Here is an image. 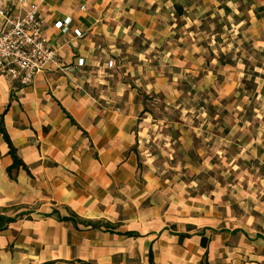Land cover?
<instances>
[{"label": "crops", "instance_id": "crops-1", "mask_svg": "<svg viewBox=\"0 0 264 264\" xmlns=\"http://www.w3.org/2000/svg\"><path fill=\"white\" fill-rule=\"evenodd\" d=\"M168 2L0 0L21 14L39 3L44 32L61 60L85 62L73 76L46 71L22 88L0 76V121L29 170L9 178L12 160L0 134V207L26 213L0 230V264H264V225L243 214L231 184L193 196L190 184L165 180L150 161L139 160L141 106L130 82L148 81V90L172 102L176 89L163 77V58L150 67L138 57L140 69L126 59L135 39L153 38L151 21L164 5L171 6L168 24L163 14L157 17L164 29L176 28L177 19L189 27L190 14L216 10L217 2L232 11L246 7L264 31V0ZM177 3L187 18L174 14ZM63 18L71 19L67 33L54 28ZM169 34L159 33L151 44L158 47ZM109 59L113 68L106 66ZM172 60L195 75L197 67ZM53 211L107 227L62 222Z\"/></svg>", "mask_w": 264, "mask_h": 264}, {"label": "rangeland", "instance_id": "rangeland-1", "mask_svg": "<svg viewBox=\"0 0 264 264\" xmlns=\"http://www.w3.org/2000/svg\"><path fill=\"white\" fill-rule=\"evenodd\" d=\"M216 4V10L190 14L189 27L177 19V27L170 30L157 18L163 14L168 24L171 6L164 5L151 21L150 34L153 41L159 33L170 34L156 42L158 47L140 36L127 52L132 68H141L138 57L146 58L150 67H157L163 58V77L176 89L172 102L148 90L143 83L148 81L130 82L143 125L137 151L139 160L150 161L165 180L190 184L193 196L228 188L242 203L243 214L264 225V36L260 35L264 31L255 28L246 7L232 11L231 6ZM173 8L178 18L188 17L179 3ZM173 58L197 67L195 75L179 71ZM227 184L231 187L225 188ZM0 214L15 217L18 207H0Z\"/></svg>", "mask_w": 264, "mask_h": 264}, {"label": "built area", "instance_id": "built-area-1", "mask_svg": "<svg viewBox=\"0 0 264 264\" xmlns=\"http://www.w3.org/2000/svg\"><path fill=\"white\" fill-rule=\"evenodd\" d=\"M39 7V3L32 4L21 14L7 5L0 6V76L19 88L31 85L43 72L73 76L85 65L82 58L73 63L61 60L44 32ZM70 23V18H63L54 28L67 33ZM106 66L113 68V60L109 59Z\"/></svg>", "mask_w": 264, "mask_h": 264}, {"label": "trees", "instance_id": "trees-1", "mask_svg": "<svg viewBox=\"0 0 264 264\" xmlns=\"http://www.w3.org/2000/svg\"><path fill=\"white\" fill-rule=\"evenodd\" d=\"M221 64V62H220ZM245 64V63H243ZM246 65V64H245ZM243 82L246 81V79L243 77L241 78ZM144 112V109L142 110ZM0 134L2 135V138L4 140V142L7 144L8 146V155L10 156L12 163L10 166H8L6 168V173L9 176L10 179H15V174L17 173L18 170H23L25 171L28 175H29V170L26 167V165L17 157L16 155V150L13 147L9 136L7 135V133L5 132V129L3 128V124L2 121H0ZM26 213H19L17 214L15 217H6L2 214H0V230L4 229L9 223L14 222L18 217H21L23 215H25ZM51 215H55L56 218L59 221L62 222H71L73 225H76L77 223H81L85 226L91 227V228H95V229H99L100 227H107V224L101 223V222H92V221H81L78 218H76L75 216H69V217H60L56 211H53L51 213ZM180 238L183 237V235L179 236ZM202 242L204 243V240H202ZM150 263H151V257H150ZM44 264H54L53 262H48V263H44ZM57 264H90V263H86L80 260H75V261H71V262H63V263H57Z\"/></svg>", "mask_w": 264, "mask_h": 264}]
</instances>
